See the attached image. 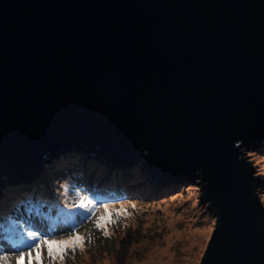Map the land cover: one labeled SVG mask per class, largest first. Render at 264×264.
<instances>
[{"label":"water","instance_id":"water-1","mask_svg":"<svg viewBox=\"0 0 264 264\" xmlns=\"http://www.w3.org/2000/svg\"><path fill=\"white\" fill-rule=\"evenodd\" d=\"M264 0H0V194L49 158L200 179L201 264H264ZM138 164V163H137Z\"/></svg>","mask_w":264,"mask_h":264},{"label":"rangeland","instance_id":"rangeland-1","mask_svg":"<svg viewBox=\"0 0 264 264\" xmlns=\"http://www.w3.org/2000/svg\"><path fill=\"white\" fill-rule=\"evenodd\" d=\"M71 152L68 149L50 158L51 164L44 168L45 173L32 177V183H26L24 191H19L15 197L6 200L5 193L17 190L18 184L6 185V192L4 189L1 192L0 256H9V264H15L18 252L26 250L32 243L29 232L52 234L57 239H66L69 233L84 235V248L77 249L74 254L70 252L63 264H148L151 257L148 256L156 249H159L158 255L151 254L154 257L150 261L161 256L164 258L150 264H201L215 230L216 218L208 205L201 201L200 179L172 181L159 187L157 182L149 181L140 160L134 165L136 167L129 165L123 172H114L113 168L103 166L105 170L98 176L101 183L88 188L102 165L90 155L79 153L80 156L75 157L79 154ZM242 153L251 162L261 182L258 196L264 206V147H244ZM63 157L68 159L57 166L59 158ZM132 182L135 184L130 186ZM115 184L117 186L111 193L102 188ZM124 185L134 190H126L122 187ZM81 199L92 200L94 207L107 203L118 210L124 205L130 215L121 216L115 224L108 225L110 236L105 237L95 228L91 212L79 207ZM132 204L136 208H132ZM102 212L101 207L96 215ZM202 231L203 238L206 232L208 237L205 241L201 238V242L192 248L193 233L203 234ZM167 237L170 238L169 244ZM130 253L135 258L132 259ZM44 256L47 260L46 250ZM195 258L198 259L193 261Z\"/></svg>","mask_w":264,"mask_h":264},{"label":"snow or ice","instance_id":"snow-or-ice-1","mask_svg":"<svg viewBox=\"0 0 264 264\" xmlns=\"http://www.w3.org/2000/svg\"><path fill=\"white\" fill-rule=\"evenodd\" d=\"M80 208L87 209L91 212L94 219V225L97 230H100L105 237L110 236L108 225L115 224L117 218L130 215L124 205L117 210L111 208L109 204L103 203L99 207H94L90 199H81ZM103 212H100V208ZM136 208L135 204L131 205ZM31 244L26 250L19 251L15 256V264H63L69 253H75L77 249H83L86 237L77 233H69L66 239H57L52 234L44 233H28ZM90 239V236L88 237ZM46 250L47 260L45 259L44 252ZM9 256H0V264H9Z\"/></svg>","mask_w":264,"mask_h":264},{"label":"clouds","instance_id":"clouds-1","mask_svg":"<svg viewBox=\"0 0 264 264\" xmlns=\"http://www.w3.org/2000/svg\"><path fill=\"white\" fill-rule=\"evenodd\" d=\"M71 153H77V154H79V153H85L86 155H90L91 157V159L92 160H95V161H98L102 166H104V167H106V168H110L111 170H112V168L114 169V170H112V171H114V172H123V171H126V168H129L130 166L129 165H127V166H123V167H121V166H115V165H113V164H110V163H108L107 161H101V160H98V159H96V158H94V155H92V154H88V153H86V152H84V151H72ZM80 155V154H79ZM60 159V158H59ZM134 167H136V166H134ZM99 169H100V167H99ZM99 169H98V171H99ZM96 172V174L95 175H93V179H91V181H90V183H89V185H88V188L90 187V185H92L93 187L95 186V184L97 183V181H98V183H101V179H99L98 178V176H101L99 173L100 172ZM145 173L149 176V181H152V182H154V179L151 177V175L149 174V173H147L146 171H145ZM44 174V173H43ZM171 183V182H170ZM169 183V184H170ZM125 184V183H124ZM130 186H132L131 185V183L129 184ZM129 185H124L123 187L126 189V190H128V189H133L132 187H129ZM158 185H159V187L161 186V184H159L158 183ZM165 185V184H164ZM168 185V184H167ZM109 186V185H108ZM89 193H90V191H88Z\"/></svg>","mask_w":264,"mask_h":264},{"label":"bare ground","instance_id":"bare-ground-1","mask_svg":"<svg viewBox=\"0 0 264 264\" xmlns=\"http://www.w3.org/2000/svg\"><path fill=\"white\" fill-rule=\"evenodd\" d=\"M53 158H54V157H53ZM49 160H50V158H49ZM141 160H143V159H141ZM139 162H140V160L137 161V163H139ZM137 163H131V164H129V165H130V166H134V165H137ZM50 164H51V160H50V162H47V163L44 164V168H45L47 165H50ZM170 212H171V211H170ZM167 216H168V215H167ZM207 230H208V229H207ZM207 230H206V231H207ZM171 231H173V230H171ZM202 232H203V231H202ZM207 233H208V232H206V234H207ZM206 234H205V236H206L205 238H207V237H208L207 235H209V234H207V235H206ZM172 235H175V234H172ZM178 235H179V234H178ZM178 235H177V236H178ZM181 235H182V234H181ZM175 236H176V235H175ZM169 237L171 238V236H169ZM169 237L166 238V240L168 239V240H167V241H168L167 244H169V239H170ZM173 237H174V236H172V238H173ZM181 237H182V236H181ZM181 237H179V239H180ZM203 237H204V232H203V234H202V233H197V232H196V233H193L192 241H191V242L193 243L192 248L194 247V245H197L198 243L201 242V240H200L201 238L205 241V238H203ZM164 241H165V240H164ZM199 241H200V242H199ZM159 243H161V242H159ZM164 243H166V242H164ZM192 243H191V244H192ZM160 245H161V244H160ZM160 245H159V246H160ZM171 245H172V243H170V246H171ZM167 246H169V245H167ZM202 246H203V244H202ZM202 246H201V247H202ZM142 247H143V246H142ZM147 247L149 248V245H148ZM163 247H164V246H163ZM197 247H198V246H197ZM201 247H200V249H201ZM145 248H146V247H145ZM170 248H171V247H170ZM165 249H166V248H165ZM152 250H153V249H152ZM157 250H159V249H156V251H154L153 254L150 253V255H149V256L147 255V256H148V257H150V256H151V257H154L155 255H158V254H156V253H157ZM169 250H170V249H169ZM189 250L192 251L191 249H189ZM194 250H195V249H194ZM201 250H202V249H201ZM149 251H150V250H149ZM149 251H148V253H149ZM160 251H161V249H160ZM198 252H199V251H198ZM167 253H168V252H167ZM130 254H131V257H132V256H133L132 253H130ZM151 254L154 255V256H152ZM159 254H160V253H159ZM162 254H163V253H162ZM162 254H161V255H162ZM161 255H160V256H161ZM193 256H194V255H193ZM151 257L149 258L150 260H151ZM157 257H158V256H157ZM194 257H196V256H194ZM197 257H198V256H197ZM133 258H135V257L133 256L132 259H133ZM158 258H159V257H158ZM161 258H164V257L161 256ZM161 258H159L158 260H160ZM196 259H198V258H195L193 261H195ZM144 260H145V262L148 263V261H146L145 258H144ZM147 260H148V259H147ZM150 260H149V262L151 263V262H153L154 258L152 259V261H150ZM158 260H154V262L156 263V261H158ZM134 261H135V260H134ZM140 262H141V261H140ZM142 262H143V260H142ZM142 262H141V263H142ZM145 262H144V263H145ZM154 262H153V263H154ZM150 263H148V264H150ZM136 264H138V263H136ZM139 264H140V263H139ZM145 264H146V263H145ZM193 264H195V263H193Z\"/></svg>","mask_w":264,"mask_h":264},{"label":"trees","instance_id":"trees-1","mask_svg":"<svg viewBox=\"0 0 264 264\" xmlns=\"http://www.w3.org/2000/svg\"><path fill=\"white\" fill-rule=\"evenodd\" d=\"M75 155V154H74ZM80 155H76L75 157H79ZM66 159H68L67 157H63V158H60L59 159V162H57V166H59V163L60 162H63V161H66ZM92 163H94V162H92ZM53 169V168H52ZM45 170V169H44ZM51 170V169H50ZM104 170H105V168L103 167V166H101L100 167V169H99V171L98 172H100V173H102V172H104ZM44 173H45V171H44ZM148 173V172H147ZM44 177H45V174L42 176V179H44ZM97 184H99L98 183V181H97V183L95 184V185H97ZM133 184H135L134 182H132L131 183V185H133ZM167 185V184H166ZM115 186H117L116 184L115 185H104L102 188H105V189H107L110 193L112 192V190L113 189H115ZM121 186V185H120ZM123 187V186H122ZM9 189H10V187H9ZM17 190H14V189H11V190H8L5 194L7 195V197H6V200H7V198H10L11 199V197H15L16 196V194L19 192V191H24V189H25V186L24 185H22V186H19L18 188H16ZM22 189V190H21ZM132 190H134V189H132ZM5 197V196H4Z\"/></svg>","mask_w":264,"mask_h":264}]
</instances>
